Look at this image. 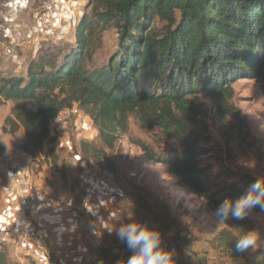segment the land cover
Here are the masks:
<instances>
[{
  "label": "trees",
  "instance_id": "16d2710c",
  "mask_svg": "<svg viewBox=\"0 0 264 264\" xmlns=\"http://www.w3.org/2000/svg\"><path fill=\"white\" fill-rule=\"evenodd\" d=\"M109 28L118 31V47L97 63L103 33ZM53 47L57 50L34 57L25 74L0 73V99L14 102L2 130L14 135L23 128V149L32 157L50 142L47 156L57 158L60 138L52 124L76 105L90 117L99 139H82L79 153L115 178L118 167L110 152L134 118L180 145L157 151L134 141L148 160L166 166L211 210L225 200L235 202L259 179L243 175L238 183L231 181L232 171L212 174L200 165L206 155L200 144L208 137L209 124L195 100L208 97L221 121H233L235 132L228 143L249 135L248 123L234 102V84L250 79L264 87V0H89L74 38ZM222 180L228 181L223 190L227 192L218 195L213 186ZM142 205L152 214L150 227L157 231L158 215L147 202ZM238 239L223 229L213 243L238 258ZM101 250H93L100 262ZM0 264H19L5 243H0Z\"/></svg>",
  "mask_w": 264,
  "mask_h": 264
},
{
  "label": "rangeland",
  "instance_id": "374dc122",
  "mask_svg": "<svg viewBox=\"0 0 264 264\" xmlns=\"http://www.w3.org/2000/svg\"><path fill=\"white\" fill-rule=\"evenodd\" d=\"M88 3L89 0H1L0 57L2 58H0V63L3 65V70H0V73L2 75L5 72H8V75L25 74V71L17 72V70L27 66L34 57L41 53L57 50V47H53L57 41L73 39L76 26ZM44 12L55 16L58 29L55 35L46 39L40 38L38 44H33L30 38L33 37L32 29L36 15ZM12 27H18L24 35L19 45L13 42L10 36ZM118 42L117 29L109 28L105 31L103 47L96 54V62L106 61L108 56L117 49ZM5 48H8L10 53H5ZM234 89V102L241 109L249 126V135L237 143H228V139L235 132L233 121H221L211 99L201 96L195 100V103L201 116L209 124L208 137H204L203 143L200 144V147L206 150V155L200 159V165L206 166L207 171L212 174L225 170L232 171L234 174L231 181L240 183L243 175L264 177V87L261 81L240 79L234 84ZM7 104H10L8 110ZM13 105L14 102L11 100L0 99V135L9 134L4 133L2 128L6 117L11 114ZM74 109H70L67 123L55 126L54 123L52 124L62 145L60 148L56 147L57 158L52 157V154L47 156L49 148L53 145L50 142L45 143L38 157L34 158L28 154L31 171L43 183L50 184L53 194L60 201H64L69 196L76 197L74 194L76 182L66 168V161L67 157H75L79 152L80 141L88 139L84 138L83 134L81 136L78 134L84 133V130L89 128L90 137L92 136L96 142L99 141L96 138L98 130L91 121L88 126H84V129L82 124L79 126L74 124V118L80 113L83 117L85 116L83 111H77L76 105ZM83 117L81 121L84 120L85 117ZM12 136L17 141H21L23 137L26 140L23 128ZM140 140L155 147L157 151L180 147L173 138L165 136L158 128L147 129L134 118L130 119L129 131L121 137L115 149L110 152L111 158L118 167L117 178L114 176L113 178L118 187V194L115 196L120 226L136 222L152 230L150 223L153 216L144 210L142 205L143 202H147L161 221V224L156 226V230L162 236L161 239L177 246L176 252L171 250V246L163 248L172 253L173 263L197 264L191 257H187V254L191 251L195 257L201 254L209 256L201 250L202 244H208L213 248L214 253L228 256L229 264H261L264 258V210L253 208L244 220H234L229 217L221 222L216 211L209 209L203 198L186 186L180 185L178 178L171 175L166 166L148 160L144 156L142 150L134 143ZM0 145L2 146L1 142ZM21 147H24V144ZM227 183V180H222L214 185L213 189L218 190V195H222L227 192L223 191ZM223 229L231 231L238 238L254 230L259 234V239L254 248L240 253L238 258L231 257L217 249L213 243L214 238ZM117 230L118 227L115 226L112 233L86 232L83 237L84 249L90 257L89 260L84 259L82 264H114L118 259L126 264L132 253L126 243L116 236ZM194 243L200 246L197 250L190 248V245ZM94 249H102L100 253L102 262L93 252ZM18 256L23 261L16 260L19 264H35L22 253Z\"/></svg>",
  "mask_w": 264,
  "mask_h": 264
},
{
  "label": "crops",
  "instance_id": "0c3cea01",
  "mask_svg": "<svg viewBox=\"0 0 264 264\" xmlns=\"http://www.w3.org/2000/svg\"><path fill=\"white\" fill-rule=\"evenodd\" d=\"M26 68L27 66H23L17 72L25 71L26 73ZM0 70H3L1 63ZM6 74L8 72L4 73V75ZM11 75H16V73ZM8 106L10 104H7V110ZM77 111L82 112L79 108ZM84 115L85 118L81 113L74 118L75 125L79 123L82 117L84 118L83 129L91 121L88 115ZM53 125L55 126L56 124L54 123ZM88 129L84 130V133H79L78 136L83 134L84 138L92 139L93 137H90ZM0 136V142L4 147V151L0 154V226L10 225L15 221V216L9 212L8 196L11 189L17 186L21 179L25 178L32 190V195L28 202L34 207V216L40 219L44 209H47L45 206L38 207L36 205L39 197L34 195V192L38 190L53 205L52 210L47 214L46 226L55 232L56 237L62 244L78 250V255L72 260L71 264H82L84 259L89 260L90 256L85 252L83 241L86 232H108L102 227L101 220L108 223L112 229L115 226L120 227L115 196L118 194V190L109 188L105 181L98 179L95 175V170L98 166L92 162H87L78 152L75 157H67L66 161V168L72 174L71 178L76 182L74 191L76 197L73 195L64 201H60L53 194L50 184L48 182L43 183L31 171L30 157L21 147L25 143V138L23 137L21 141H17L14 140V136L9 134ZM60 147H62L61 144ZM18 173H21L20 177L17 176ZM88 205L92 207V211L88 210ZM111 208L116 211L113 215L107 213V210ZM5 244L10 250L12 259L23 262L21 261L22 258L18 256L20 253L15 251L12 243ZM201 255H197L193 261L197 264H218L217 253L209 256Z\"/></svg>",
  "mask_w": 264,
  "mask_h": 264
},
{
  "label": "built area",
  "instance_id": "2783aa9c",
  "mask_svg": "<svg viewBox=\"0 0 264 264\" xmlns=\"http://www.w3.org/2000/svg\"><path fill=\"white\" fill-rule=\"evenodd\" d=\"M35 19V25L32 29L33 37L30 38L33 44H38L40 38L46 39L56 34L58 22L53 14L49 12L38 13ZM10 36L17 45L24 38L18 27L10 29ZM4 50L5 53H10L8 48ZM70 112L69 109L62 111L53 123H67ZM80 124H83L81 119L76 125L79 126ZM95 175L98 179L105 181L109 188L118 190L113 175L109 171L98 166ZM17 176L20 177L21 173H18ZM31 195L30 184L25 178L21 179L20 183L11 189L8 196L9 212L15 216V221L10 225L0 226V243H12L17 253H22L35 264H71L72 260L78 255V250L62 244L56 237L55 232L46 226L47 214L52 210L53 205L43 196V193L36 190L34 195L39 197L36 205L47 208L42 212V217L38 219L34 216L33 205L28 202ZM107 213L113 215L116 211L111 208L107 210ZM161 245L162 248L171 246L172 251H177L176 244L169 243L164 239H161ZM199 247V244L195 243L190 245L191 250H197ZM201 250L209 255L214 253L213 248L208 244H202ZM187 257L194 259L195 255L189 251ZM216 258L219 264H229V257L225 254L217 255ZM114 264L124 263L121 259H118Z\"/></svg>",
  "mask_w": 264,
  "mask_h": 264
},
{
  "label": "clouds",
  "instance_id": "9594fccd",
  "mask_svg": "<svg viewBox=\"0 0 264 264\" xmlns=\"http://www.w3.org/2000/svg\"><path fill=\"white\" fill-rule=\"evenodd\" d=\"M256 206L264 210V177L257 179L235 202L230 199L225 200L216 210V215L220 217L221 222L229 217L234 220H244ZM87 207L92 211L90 205ZM101 225L112 233L113 229L108 223L101 220ZM116 236L126 243L132 253L126 264H173L172 253L160 247L161 236L158 231L149 230L146 226L132 222L121 225L116 231ZM258 239L259 234L256 231L246 232L236 241V251L243 253L254 248Z\"/></svg>",
  "mask_w": 264,
  "mask_h": 264
}]
</instances>
